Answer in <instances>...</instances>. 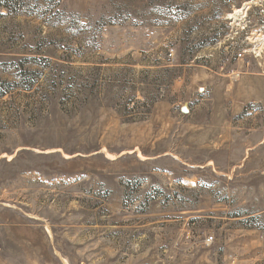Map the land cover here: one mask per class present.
I'll list each match as a JSON object with an SVG mask.
<instances>
[{"label":"rangeland","instance_id":"rangeland-1","mask_svg":"<svg viewBox=\"0 0 264 264\" xmlns=\"http://www.w3.org/2000/svg\"><path fill=\"white\" fill-rule=\"evenodd\" d=\"M229 10L0 0V264H264V144L233 162L202 142L201 70L236 62ZM263 106L215 139L253 144ZM212 155L235 180L195 166Z\"/></svg>","mask_w":264,"mask_h":264},{"label":"crops","instance_id":"crops-1","mask_svg":"<svg viewBox=\"0 0 264 264\" xmlns=\"http://www.w3.org/2000/svg\"><path fill=\"white\" fill-rule=\"evenodd\" d=\"M215 63L217 67H215ZM213 67L207 70H201L204 73L206 80L209 81V84H201L200 93L203 96V93L206 89L210 91L209 101L204 97L200 101V106L208 107L210 105V121L207 120L205 124H202V128L206 130V135L204 136L203 143L205 147L209 149L211 154L214 153H226L228 155V160L233 162H238L241 160H246L248 154L250 155L258 146L264 144V129H261L260 126H256L251 130L250 137H256V141L253 144L239 145L234 142L231 144L230 140H221L224 137V134L220 133L219 138L215 139L214 130L219 127V129H224V122H228L226 125L231 132L230 136L232 141H234V133L237 132L241 136L243 131L248 129L246 128V121L257 115L262 106L264 105V75L258 73L257 67L253 66L250 69H246V72L240 76V78L234 79L231 75V71L239 70L243 61H236L232 67H227L226 64L223 67L218 66V60H212ZM228 64V63H227ZM264 107V106H263ZM199 109V104H198ZM208 109V108H207ZM239 124L236 125L235 123ZM198 127V125H197ZM262 132V133H261ZM261 136L259 137V134ZM199 137V133H196V140ZM241 149L242 156H235L236 150ZM215 169H221L220 161L214 155L208 157L205 162H195L196 167L204 168L206 166H212ZM230 166V165H229ZM233 169L230 167L220 171L221 175L227 176L228 179L235 180L238 176V170L233 163ZM233 219H238L234 217Z\"/></svg>","mask_w":264,"mask_h":264},{"label":"built area","instance_id":"built-area-1","mask_svg":"<svg viewBox=\"0 0 264 264\" xmlns=\"http://www.w3.org/2000/svg\"><path fill=\"white\" fill-rule=\"evenodd\" d=\"M227 2L230 6L225 17L230 28L227 42L236 50L233 59L242 60L247 68L256 63L260 67L258 72L264 75V0H249L240 6L231 0ZM243 68L238 71H243ZM234 71L237 70L231 73ZM243 72L236 74L237 77Z\"/></svg>","mask_w":264,"mask_h":264},{"label":"bare ground","instance_id":"bare-ground-1","mask_svg":"<svg viewBox=\"0 0 264 264\" xmlns=\"http://www.w3.org/2000/svg\"><path fill=\"white\" fill-rule=\"evenodd\" d=\"M240 74L241 72L240 71H234L233 73H232V75H233V77H237V75L236 74ZM235 74V75H234ZM239 77H240V75H239ZM49 230H50V228H49ZM50 233H51V230H50ZM56 254H57V256H59L60 257V259H61V261L63 262V264H69V262H68V260L65 258V257H63L61 254H60V252L59 251H56Z\"/></svg>","mask_w":264,"mask_h":264}]
</instances>
